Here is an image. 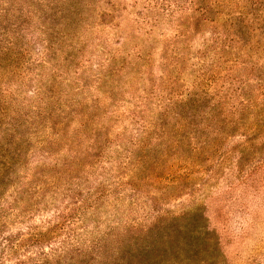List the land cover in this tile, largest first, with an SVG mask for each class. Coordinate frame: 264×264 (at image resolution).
<instances>
[{
	"label": "rangeland",
	"instance_id": "374dc122",
	"mask_svg": "<svg viewBox=\"0 0 264 264\" xmlns=\"http://www.w3.org/2000/svg\"><path fill=\"white\" fill-rule=\"evenodd\" d=\"M205 4L206 0H0V11L8 14L7 28L31 43L27 59L20 62L26 61L27 75L38 74L37 67L46 76L62 73L61 96L49 108L59 110L58 120H67L69 133L77 131L82 140L77 149L89 153L81 171L49 192L45 201L56 203L62 218L43 203L33 209L29 225H10L9 232L24 231L25 244L31 228L48 234L49 228L63 224L43 246H25L7 258L10 264L42 262L43 254L51 264H63L64 260H52V252H62L63 242L70 246V264H116L111 256L118 248L120 258L123 251L140 254L138 264H264V138L243 137L226 126L223 130L222 123L211 118L183 119L174 131V122H161L167 113L178 112L183 91L189 93L198 83L200 91L211 96L230 90V105L241 100L238 95L257 93L253 69L243 65L246 58L238 61V69L251 74L234 73L224 84L226 70L219 68L223 54L211 42L210 23L191 31L197 6ZM29 8L54 14L57 30H62L65 17L67 30L77 29L71 31L72 46L61 36L55 39V31L42 33L41 25L33 29L17 22V14L25 17ZM181 16L188 18L186 31L177 27ZM179 31L187 36L180 37ZM74 53V64L63 60ZM177 68L187 74H182L185 88L173 89L172 94L166 82L174 80ZM160 79L171 93L168 98L173 97V107L166 109ZM26 85L36 89L28 78ZM152 85H159L157 93L152 94ZM29 90L25 89L27 95ZM82 100L84 106L76 107L80 114L66 108ZM90 119L103 124V132L81 125ZM139 157L145 161L142 178L149 181L135 184L129 174ZM38 162L33 159L32 164ZM27 183L25 190L31 187ZM156 188L173 192L158 206L150 199L158 194ZM111 232L115 239L101 242L104 248L93 244L94 235ZM132 233L136 242L121 245Z\"/></svg>",
	"mask_w": 264,
	"mask_h": 264
},
{
	"label": "trees",
	"instance_id": "16d2710c",
	"mask_svg": "<svg viewBox=\"0 0 264 264\" xmlns=\"http://www.w3.org/2000/svg\"><path fill=\"white\" fill-rule=\"evenodd\" d=\"M195 2L194 7L198 5ZM48 3L53 4L49 1ZM206 3L207 5L197 6L196 10L199 11L198 17L194 18V20L191 18V31L197 28L202 30L205 28V25L210 23L211 30L209 28V33L214 36L211 42H213L212 44L219 51H222L220 54H223V62L219 65V68L224 70V73L226 70L224 84H229L234 73L241 74L245 71L243 72L245 73L244 77L251 74L248 72V69H244L243 71L238 69V61L246 58L243 65L249 64L251 66L249 71L253 69L254 84H258V86H255L257 93L238 95V98L241 97V100L238 103L230 105L232 99V97L228 98L230 90H224L221 96H211L207 90L204 91L203 89V91H200V83H198L196 84V88L189 93L183 91L185 96L182 98V103H179V106L177 105L178 107H176L178 112L176 114L174 112L171 115L167 113L164 121L161 120V122H164L165 126L166 122L170 125L174 122L171 129V131H174L178 127L177 124L184 121L183 119L188 122L196 118H200L201 120H209L211 118L210 120L222 123L223 130L225 126L231 129L235 128L240 131L239 133L243 137L252 134L253 140L263 139L264 0H206ZM169 6L171 7L170 4ZM202 6H206V8H202ZM32 10L31 8L27 9L25 17L22 18H19L17 14V22L19 21L25 27L33 29L41 25L40 31L42 30V33H47L45 30L48 29L49 33L56 32L55 34L58 36L55 39L61 36L70 44L74 41L70 37L72 36L71 31L77 32V29L70 26L71 30L68 31L69 24L66 23L65 17V23L60 27L62 30H57L58 20L56 16L53 17L54 14L52 16L47 15L49 16L47 17L45 13L42 14V12ZM210 14L212 15L211 17L209 16ZM7 15L5 10L0 11V264H10L11 262H8L6 259L16 254L19 249L22 250L25 246H43L51 236H56V228H62L63 224H57V226L49 228L48 234L33 232V228H31V232L28 233L30 239L26 240L25 244L21 243L22 239L26 237L24 231L18 230L19 232L16 233L13 231L9 232L8 229L10 225L15 226V224L22 226H25V224L29 225L27 220L30 219L32 211H34L33 209L41 207L43 203L51 206H46L48 209H55V217L57 219L62 218L64 214L58 212L56 203L49 204L45 202L49 198L48 194L52 190L59 189V186L67 181L69 176L81 171L82 167H84V160L89 158V153L86 150L80 152L77 149V145L82 141L77 136V131L69 133L65 124L67 120L64 117L58 120L59 116H57V112L59 110L53 111L49 108L52 103L58 104L59 100H55L61 96L63 82L59 81V79L62 73L53 71V73L46 76V73L37 67L36 71L39 72L38 74L30 76V71H28L27 75V68H25L26 61L25 64H21L20 62L27 59L31 43L24 41L22 35H17L11 31L9 26L7 28L6 24L9 23L7 22L9 20ZM180 18L181 20H178L177 27L186 31L187 23H189L187 21L188 18L186 21L185 16H181ZM49 23L54 26L48 25ZM14 24L16 25V22ZM71 24L76 25L74 21ZM178 34L184 38L187 36L186 32L182 31H179ZM77 55L76 53L75 59L74 53L69 55V58L66 57L63 60L69 59L67 62H70V65H72ZM49 56H56V53H50ZM165 70L169 73L167 66ZM68 71L69 68L63 72L67 75ZM182 74L187 75L183 71V68H177L171 76L174 80L166 82L172 87V94L174 93L173 89L183 90L185 88L183 85L185 80L182 78ZM131 77L129 74V78L127 79L129 82ZM14 78L16 84L10 82ZM27 78L29 84H35V90H29L26 85ZM194 80L196 79L194 78ZM160 83L163 84L162 80ZM158 86L152 85L150 87L152 94L158 92ZM25 89L29 90L30 94L27 95L28 92H25ZM165 89H167V86L163 84L161 92L165 97L166 101L164 103H166L167 109V106L173 107L171 102L174 100L171 95L168 98L171 93ZM80 106H84L83 100L82 102H75V104H71V106L66 108L71 110L72 113L80 114V111L76 109V107ZM65 116H68V114H65ZM83 121L85 122H82L81 125L88 128V130L92 127L96 134L103 132L100 129L101 126L104 127L103 124H99L92 119L89 122ZM98 138V135H96L95 142H97V148H100L98 146L100 144L98 143ZM33 159H37L40 162L34 165L32 164ZM143 159L144 157H139L135 160L136 163L129 174L130 179L133 180L132 183L139 184L149 181L147 177L142 178V174L146 171ZM152 176L153 172H151ZM155 178L156 180L159 179L158 177ZM73 179L70 178V180ZM26 182L31 184L29 190H25ZM10 187L13 188V191H11ZM156 190L158 194L150 196V199L157 206L160 200L173 193H170L168 188L163 190L156 188ZM38 196L42 197L38 198ZM153 232L151 230L150 234H153ZM115 234L111 232L107 235L104 234V236L94 235L97 241L96 243L93 242V244L100 246L102 249L104 246H101L100 243H106L108 239H115L113 238ZM141 234L143 233L141 232ZM128 241L136 242V233H132L121 245L123 244L126 247L129 245ZM63 244V247H65L63 250L61 249L62 252L60 250L52 252L54 254L52 260L54 262L64 260L63 264H70L66 263V259L69 258V255H66L70 246L66 242H63ZM119 250L120 248L111 256L115 259L116 264H138L141 259V255H135L132 250L129 252L123 251L124 256L120 258ZM42 257L45 261L37 262V260L31 259V264H51L49 261L51 258L47 254H43ZM18 264L28 263L19 261Z\"/></svg>",
	"mask_w": 264,
	"mask_h": 264
}]
</instances>
